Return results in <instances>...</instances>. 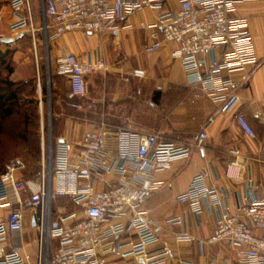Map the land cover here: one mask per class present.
<instances>
[{
  "label": "built area",
  "instance_id": "obj_1",
  "mask_svg": "<svg viewBox=\"0 0 264 264\" xmlns=\"http://www.w3.org/2000/svg\"><path fill=\"white\" fill-rule=\"evenodd\" d=\"M159 1L38 0L41 20L37 22L34 0H6L13 19L10 31L30 34L35 53L38 32L48 48L67 33L112 31L116 23L139 13L144 5L154 7ZM248 1L259 0H181L177 12L160 18L152 43L145 47L154 53L166 43L176 45L193 96L209 99L223 114L240 103L230 75L247 73L259 62L248 22L231 17L237 4ZM3 18L2 12L0 23ZM141 28L147 25L141 23ZM106 71L101 58L92 61L66 53L56 60L55 73L68 81L72 96L78 99L89 95L88 77ZM133 76L142 79L145 71L135 70ZM235 121L247 137L255 138L243 114H236ZM206 139L204 131L196 145L184 147L164 142L159 134L112 132L102 124L79 143L57 141L49 172L44 167L35 180L19 177L24 165L13 162L0 177V264H110L111 257L168 264L171 251L167 245L160 247L163 227L150 217L147 207L161 186L154 175L169 170L175 161L188 159L192 148H202ZM243 165L229 162L226 176L241 180ZM110 175L117 180L98 189L97 182ZM208 178V171L198 174L177 202L187 205L196 217L206 212L215 215L214 231L206 244L227 243L234 251L235 264H264V191L249 177L233 211L229 193L210 185ZM61 198L70 199L77 209L54 212L52 202ZM26 211L31 212L29 238ZM183 222V217L166 221ZM177 241L192 242L193 237L185 232ZM29 247L33 252L26 251Z\"/></svg>",
  "mask_w": 264,
  "mask_h": 264
},
{
  "label": "crops",
  "instance_id": "obj_2",
  "mask_svg": "<svg viewBox=\"0 0 264 264\" xmlns=\"http://www.w3.org/2000/svg\"><path fill=\"white\" fill-rule=\"evenodd\" d=\"M139 1L144 3L146 0ZM180 2L181 0H160L154 7L144 5L139 13L116 23V28L112 31L100 34L73 32L63 35L51 42L47 48V69L49 67L53 70V86L57 91L58 106L67 103L62 100L64 98L60 96V91L66 92L69 97L72 95L68 81L55 73L57 58L69 53L92 61L104 59L107 71L88 77L89 95L80 99L81 104L77 108L80 111H88L92 107H101L103 111H133L128 112L125 120L117 119L116 124L107 122L105 125L112 132L126 130L145 135L159 134L164 142L184 147L196 145L199 134L206 132L207 139L202 148H192L188 159L175 161L169 170L155 173L154 180L161 183V186L148 200L147 207L150 217L163 227L160 247L167 245L171 251L168 264H235L234 251L227 243H205L213 234L215 215L206 212L196 217L187 205L178 203L176 198L184 194L193 179L203 171H208L210 185L229 193V203L233 211L240 197L244 195L249 177L253 179L256 187L264 191V0L239 3L231 13L232 18L245 19L248 22L259 62L249 68L247 73L234 72L230 75L236 83L233 90L239 94L240 103L234 111L227 114L221 113L219 105L209 99H196L193 96L187 86L176 45L166 43L160 51H145V47L152 43L154 26L159 24L164 15L177 12ZM3 17V22L0 23V42L4 44L2 50L12 51L16 65L10 80L27 82L29 79L38 78L39 94L41 80L37 72L40 71L42 60L39 50L37 48V54L34 52V57H30L14 47L26 40L30 34L26 31H10L13 19L8 4ZM141 23H145L147 28H141ZM5 40L12 42L6 43ZM135 70L145 71V77H134ZM243 76H248V80L243 81ZM151 79L160 84L158 89H166L167 85L186 87L190 96L181 100L169 112L163 111L161 106L151 102L152 94L148 85ZM94 80L103 86V91H94L91 97L90 90L94 86ZM38 105L39 110L43 111L44 102L40 97ZM238 113L246 117L255 132V138L247 137L237 125L235 115ZM136 115L138 118L141 116L142 121L137 122ZM152 115L155 118L154 125L151 124ZM88 131L90 127L87 124L79 125L73 141L62 137L56 142L65 139L79 143ZM234 151L239 154L235 155ZM231 161L244 162L239 181H233L226 176V167ZM116 180L115 176H105L101 182H97V188L106 189ZM66 211L68 210H57L58 213ZM27 214L30 215L31 212L26 211ZM176 217H183L184 222L166 223L168 219ZM185 232L193 237L192 242L177 241V237ZM258 233L260 234L259 231ZM28 234L32 233L27 232ZM200 242L204 244L201 245ZM26 251L33 252L30 247ZM109 261L110 264H138L135 259L118 260L111 257Z\"/></svg>",
  "mask_w": 264,
  "mask_h": 264
},
{
  "label": "rangeland",
  "instance_id": "obj_3",
  "mask_svg": "<svg viewBox=\"0 0 264 264\" xmlns=\"http://www.w3.org/2000/svg\"><path fill=\"white\" fill-rule=\"evenodd\" d=\"M6 4H8L6 0H0V13L6 10ZM34 7H36L37 22H40L41 16L39 2L37 0H34ZM30 37L31 36L28 35L26 40L22 43H18L17 46L14 47L19 49L24 55L34 57L35 45ZM36 47L42 59L40 71L37 72L41 80L39 94L38 83L35 84L33 81H30L26 84L27 86L20 84L21 88H18L19 86L16 88L17 91L20 92L19 101L17 100L16 103L11 101L7 103L5 109L0 110V177L7 171L9 165L13 162H20L24 165V168L18 172L19 177L24 180H35L38 178L39 174L43 172L44 167L46 173L49 172V164L53 154L52 150L56 146L57 138L65 137L73 141L76 127L79 125L87 124L90 130H93L101 127L102 123L106 124L111 121L116 124L118 122L117 119L125 120L128 112H133L103 111L101 107H92L88 111H80L77 108V103H69L68 105L67 103H63L57 106L56 111H53L52 91L54 88V74L52 69H50V73L47 69L46 52L48 49L41 32L37 33ZM2 55L3 53H0V81L3 82L6 78L10 79V76H7V67H13L14 63L10 55H7L5 58H3ZM3 62L5 64H3ZM148 85L152 94L151 102L158 107L161 106L162 103L167 102L166 98H168V96L166 97V95L172 94V89H170L169 85H167L166 89H158L160 84L156 83L154 79H151ZM60 86H62V84H60ZM64 87H66V85ZM43 89H45V95L43 94ZM4 90L7 94V89L5 88ZM182 90L184 94L182 100H185L190 96V91H188L186 87L182 88ZM94 91H103V86L98 85L96 80H94V86H92L90 90V94L92 93L91 97ZM60 92V96L64 98L62 100H66L67 93L63 91ZM159 94L161 96H158ZM39 97L44 102L43 111L39 110ZM15 104L17 105L15 106ZM63 105H65V107H63ZM50 108H52V111H50ZM8 109L11 111H7ZM136 118L137 122L142 121L141 116L138 118V115H136ZM151 118V124L154 125V115H152ZM51 207L54 212L60 209H66L68 211L77 209V206L67 198L54 200ZM27 216L26 231L32 233L30 215L27 214ZM26 237L29 238L30 234ZM32 246L34 245L32 244Z\"/></svg>",
  "mask_w": 264,
  "mask_h": 264
},
{
  "label": "trees",
  "instance_id": "obj_4",
  "mask_svg": "<svg viewBox=\"0 0 264 264\" xmlns=\"http://www.w3.org/2000/svg\"><path fill=\"white\" fill-rule=\"evenodd\" d=\"M2 45H4V44L0 42V53H3V55H2L3 58L7 57V55H10L11 60L14 63L13 58H12V51H10V50L3 51L2 50L3 49ZM3 64H5V63L3 62ZM15 68H16L15 63H14L13 67H7V72H8L7 76L8 77L13 74ZM30 81H33L35 84H37V79L36 78L30 79L27 82H12L10 79H7V78L3 82L0 81V110L1 109H5L6 106H7V103H10L11 101H14L15 103L17 102V100L19 101V93L20 92L17 91V89H16L17 86H19L18 88H21L20 84L26 85ZM5 88L8 91L7 94H6L5 90H4ZM182 88H184V87H173V86L171 87L170 86V89H172V94L171 95H166V97L168 96V98H166L167 99V102H165L166 104L165 103L161 104V107H162L163 111L169 112L171 109H173L183 99L184 94L182 92L183 91ZM188 91H189V89H188ZM52 92H53L52 93V95H53V111H56V109H57V105H56L57 91L55 90V88H53ZM43 94L45 95V89H43ZM158 96H161V95L159 94ZM66 101H67V103H72V104H74V103L76 104L77 103L78 105L81 104V100L78 99V98H75L73 96L69 97L67 95L65 102ZM16 105L17 104H15V106ZM7 111H11V110L8 109ZM0 129H1V127H0ZM57 140H58V138H57Z\"/></svg>",
  "mask_w": 264,
  "mask_h": 264
},
{
  "label": "water",
  "instance_id": "obj_5",
  "mask_svg": "<svg viewBox=\"0 0 264 264\" xmlns=\"http://www.w3.org/2000/svg\"><path fill=\"white\" fill-rule=\"evenodd\" d=\"M5 42H6V43H10V42H12V40H5ZM48 71H49V73H50V68H49V67H48ZM50 109H51V108H50ZM59 142H60V143H65L66 140H65V139H60ZM14 165L17 166V165H20V163H19V162H15ZM140 264H144V262L141 261Z\"/></svg>",
  "mask_w": 264,
  "mask_h": 264
}]
</instances>
